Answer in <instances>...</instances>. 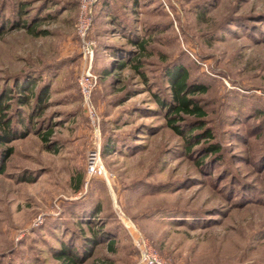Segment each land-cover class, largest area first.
Returning <instances> with one entry per match:
<instances>
[{"label":"rangeland","instance_id":"obj_1","mask_svg":"<svg viewBox=\"0 0 264 264\" xmlns=\"http://www.w3.org/2000/svg\"><path fill=\"white\" fill-rule=\"evenodd\" d=\"M4 1L1 14L20 4L45 32L0 36V87L33 75L48 95L37 131L12 143L0 174V264H59L61 242L78 247L99 228L111 230L113 250L101 243L82 264H143L128 220L164 264H264V0H99V141L77 86L78 0ZM124 57L139 68L119 67ZM174 63L208 88L196 96L214 139L190 149L153 96L167 95ZM108 139L118 149L103 156ZM97 141L105 176L87 171ZM208 141L222 145L219 158L201 151Z\"/></svg>","mask_w":264,"mask_h":264},{"label":"trees","instance_id":"obj_2","mask_svg":"<svg viewBox=\"0 0 264 264\" xmlns=\"http://www.w3.org/2000/svg\"><path fill=\"white\" fill-rule=\"evenodd\" d=\"M0 4L4 6L5 1L0 0ZM14 8V11L7 17L0 13V36L19 28H25L34 35L45 32L36 29L35 18L23 19L27 12L20 4ZM96 13L94 8V14ZM133 42L144 48L142 41L135 40ZM133 58L124 57L118 66L123 68L131 64L133 68L138 69L140 59L133 61ZM103 73L108 72L105 69ZM164 77L168 88L167 95L161 96L158 93H153V96L167 125L175 133L185 138L189 149L192 145L199 144L201 140L214 139L212 129L206 123L207 110L196 96L206 93L207 86L190 80L188 70L181 63H174L166 67ZM10 81L11 85L8 82L0 87V174L4 172L7 160L14 153L15 149L12 143L27 137L33 130L37 131V128L33 129L32 123L35 118L43 114L48 95V86L41 81L40 77L26 75L20 79L15 76ZM38 82L40 84L35 90L34 86ZM24 106H27L28 110L24 109ZM50 135L51 131L47 130L42 134L41 139L45 141L47 148L54 149L55 143L50 141ZM102 148L103 156L118 149L110 139L104 142ZM201 151L207 155L215 154L219 158L222 145L218 141H208ZM202 160L203 158L200 163ZM96 212H100L99 209ZM91 222L87 223L91 224ZM80 239L78 247H75L71 240L60 243V247L54 254L59 264H82L92 256L95 247L104 242L113 250L114 235L110 229L99 228L93 231L92 235H84Z\"/></svg>","mask_w":264,"mask_h":264},{"label":"built area","instance_id":"obj_3","mask_svg":"<svg viewBox=\"0 0 264 264\" xmlns=\"http://www.w3.org/2000/svg\"><path fill=\"white\" fill-rule=\"evenodd\" d=\"M99 0H78L75 35L80 47L82 69L77 77V86L81 96L82 106L88 117L93 137L99 141L100 118L93 103V92L98 82V75L93 71L92 62L95 53V40L91 36L94 8ZM97 141V142H98ZM87 171L105 176V169L99 159V142L97 149L89 152ZM138 249L140 261L143 264H164L157 253L139 236L131 221L124 223Z\"/></svg>","mask_w":264,"mask_h":264},{"label":"bare ground","instance_id":"obj_4","mask_svg":"<svg viewBox=\"0 0 264 264\" xmlns=\"http://www.w3.org/2000/svg\"><path fill=\"white\" fill-rule=\"evenodd\" d=\"M105 175H106V173H105Z\"/></svg>","mask_w":264,"mask_h":264}]
</instances>
